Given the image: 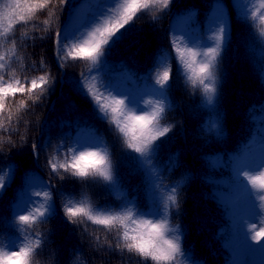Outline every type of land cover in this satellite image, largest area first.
Here are the masks:
<instances>
[{
	"label": "trees",
	"instance_id": "1",
	"mask_svg": "<svg viewBox=\"0 0 264 264\" xmlns=\"http://www.w3.org/2000/svg\"><path fill=\"white\" fill-rule=\"evenodd\" d=\"M80 1L67 0V4H60L52 0L40 9L38 5L43 0H0V13L17 2L20 8L16 11L23 15H28V8L36 6L27 24L12 22L16 55L10 67L15 70V76L26 89L32 79L45 74L52 78L39 100H35L39 90L33 93V99L28 98L27 92L17 93L5 101V110L0 112L6 127H9L8 111L12 113V143L8 142L9 133L0 129V174L9 169L12 174L0 190V244L7 245L21 237L25 226L19 224L15 206L27 195V183L32 175L40 173L49 181L55 208L46 222L38 220L33 225L32 230L43 239L35 264H154L116 249L115 229L105 230L86 217H77L75 222L68 219L65 206L69 202H83L95 210L114 213L125 202L134 201L135 207L144 213L140 218L151 219V214L163 211L167 203L165 188L172 185L178 186L179 207L170 208L167 215L170 225L180 230L187 256L183 264H234L233 253L247 239L241 223L233 219L236 204L232 197L246 198L247 203L251 198L245 196L241 183L232 179L229 160L247 144L251 159L264 150V131H261L264 128V34L261 33L264 24L258 19L259 13L264 12L259 7L262 0H254L250 5L253 11H259H256L257 19L250 18L249 22L243 20L239 5L232 7L235 0H172L162 13L141 14L134 21L133 37L106 54V63L92 65L88 61L68 59L61 66L54 54L52 33L64 26ZM219 4L226 5L231 28L220 58L219 96L213 108L205 104L202 92L186 80L169 37L174 32L176 38L175 21L183 14L201 27V39L209 44L213 35L210 29L216 23L213 12ZM53 11L55 15H51ZM49 18L50 23L44 24ZM7 24L0 16V29ZM10 47L0 38V52H7ZM161 55L169 58L172 69L167 100L159 101L170 105L161 123L172 125V129L160 138L165 142L153 161L152 175L159 177L154 196L149 192L147 170L132 158L139 154L127 149L109 124L96 115L92 102L79 94L78 81L80 73L89 68L95 77L91 83L101 85L116 77L113 71L126 69L132 73L133 86L138 90L154 83L155 59ZM5 78H11V73ZM22 100L26 108L19 107ZM82 125L93 126L105 138L112 173L120 180V191L110 190L100 177L81 181L61 169V178L48 167L47 160L52 156H64L62 146L72 142V136ZM34 142L40 147L38 160L31 153ZM135 227L129 224L130 229ZM7 250L5 247L4 251Z\"/></svg>",
	"mask_w": 264,
	"mask_h": 264
},
{
	"label": "snow or ice",
	"instance_id": "2",
	"mask_svg": "<svg viewBox=\"0 0 264 264\" xmlns=\"http://www.w3.org/2000/svg\"><path fill=\"white\" fill-rule=\"evenodd\" d=\"M58 2L67 4V0H58ZM51 3L52 0H43L38 7L43 9ZM171 3L172 0H105L102 11L99 12H93L96 3L83 5L82 7L87 10L84 11V15L90 17L87 23L82 24L71 33L64 27L57 28L52 33L57 63L63 66L61 62H66L68 59L88 61L92 65L106 63L104 60L106 54H110L122 42L133 37L134 21L141 14L162 13L169 8ZM252 4H254V0H235L232 7L236 8L239 5L243 9V20L249 22L250 18L252 21L257 19L256 11H259V9L253 11L250 7ZM259 7L264 9V0ZM19 8L20 4L17 2L14 5H9L7 11L0 13V16L8 21L7 26L0 29V38L11 44L7 52H0V112L5 110V101L9 97H15L17 93L27 92L28 98L33 99V93L39 90V94L35 96V100H39L48 90L45 85H49L52 81L50 75L45 74L37 79H32L31 86L26 89L20 79L15 76V70L10 67L13 57L16 55V44L12 38V22L18 20L27 24L33 18L36 6L33 5L27 9L28 15L18 13L16 10ZM51 15H55V11ZM152 19L155 20L156 17L152 16ZM258 19L261 24H264V13H261ZM49 23L50 18L44 21L46 25ZM229 27V17L225 15L211 27L213 35L206 49L199 51L193 50L192 47L175 38L174 32L169 37L170 45L178 53V58H174L178 59V67L182 65L186 80L191 83L193 88H198L202 92L205 104L213 108L218 102L219 64L224 46L230 38ZM261 33L264 34V28L261 29ZM182 44H184L183 47ZM168 61L169 58L164 55L155 59L153 71L156 73V78L152 85L164 95L156 96L158 100L154 109L151 100L147 101L148 107L141 106L144 97L138 103H133L129 96L118 94L109 84L91 83L95 79L91 68L86 72H81L78 81L79 94L92 102L96 115L109 124L117 139L126 145L127 149L139 154L132 158L147 170L149 192L154 196L157 192L159 177L152 175L155 167L153 161L165 142L160 138L165 137L172 129V125L161 123L165 119L166 107L170 108V105L159 102L167 100L169 81L172 78V69ZM156 69H163V71H156ZM8 72L11 73V78L6 79L5 76ZM19 107L26 108L27 104L22 100L19 102ZM7 120L9 127H6L3 119L0 118V129L9 133L8 142L12 143L11 110L8 111ZM261 131H264V128ZM157 141L159 142L157 143ZM76 144L79 147L68 146L69 151L63 157L54 155L47 160L51 172L60 175L61 178H63V173H68L71 176L79 177L81 181L100 177L107 182L110 190L114 191L118 188L120 191L119 177L114 176L111 170L106 141L96 136L95 142L76 141ZM248 145L243 146L232 155L229 164L233 169L231 171L232 179L241 183L245 196L251 198L256 209L253 217L243 218V231L249 243L260 247L264 246V226L257 228L255 223L258 217L264 216V213L258 211L261 205L257 204L258 200L264 201V171H262L264 163H252ZM84 148L89 150H83ZM39 151L40 147L34 142L31 145V153L36 160L39 159ZM61 169H63V173L60 172ZM10 172L9 169L0 174V190L5 188L4 177L9 176ZM253 173H259V175ZM27 186L33 187L28 183ZM160 186L164 187L162 181H160ZM177 187V185H172L165 188L167 203L164 204L163 211L157 214L155 219H141L140 217L144 213L135 207L134 201L125 202L120 210L114 213L95 210L83 202L80 204L69 202L65 206V215L73 222L77 217H86L94 225L102 226L105 230L115 229L117 236L115 248L134 253L143 258L145 262L150 260L154 264H183V260L187 256L182 246L180 230L178 227L174 228L170 225L167 215L170 208L179 207ZM27 195L31 196L33 193L28 192ZM34 195L39 197L41 193L35 192ZM43 197L44 201H50V192L44 191ZM44 201H40L41 207H35V200L24 201L23 212L18 215V222L25 228L18 240L7 245L0 244V264H35L34 258L43 239L41 235L32 230L33 225L38 218L46 222L47 217L53 212L52 205L45 204ZM29 205H32L35 210L33 211ZM222 205L227 215L225 205L223 203ZM129 224H135L136 227L130 229ZM95 239L99 240L100 238L96 237ZM5 247H7V251H4ZM109 247H112L111 243H109Z\"/></svg>",
	"mask_w": 264,
	"mask_h": 264
},
{
	"label": "rangeland",
	"instance_id": "3",
	"mask_svg": "<svg viewBox=\"0 0 264 264\" xmlns=\"http://www.w3.org/2000/svg\"><path fill=\"white\" fill-rule=\"evenodd\" d=\"M87 3H96V6L93 9V12H99V11H102V6L105 3V0H84L78 3L76 7L74 8V11L71 14L68 22L64 26V28H66V30L69 33L74 31L76 28H78L82 24L87 23L88 20L90 19V17L84 15V11H87V10L82 7L83 5ZM223 6L224 5L220 4L218 8L214 11V15L216 17L217 22L220 19L224 18L225 15L228 16L226 13V7L225 6L223 7ZM188 22H190V25L186 30H181V28L185 25L186 22L184 21L178 22L177 30L179 34H177V37H179V39L183 41L184 44H187L188 46L192 47L193 50L199 51L202 49H206L208 44L205 42V39H201L202 33L200 31V28L192 25L191 21H188ZM120 77L121 78L115 79L113 83L107 82L105 84H109V86L112 89H114L118 94L129 96L131 102L133 103H138L144 97L143 101L141 102V106L143 107H148L147 101L149 100L153 101L152 108L154 109L156 102L153 100V98L158 95H163V92L157 89L154 85H149V86L143 87L138 93H135L133 91V87L127 81V79L131 77V74L129 73L120 74ZM95 135L101 137V135L97 134L94 131V129L90 127L79 128L76 131L75 136L73 138L74 142L70 144V146L79 147V145L76 144V141L81 142V143L95 142L96 141ZM83 150H89V149L84 148ZM68 151H69V148L68 150L65 149L64 152L67 153ZM251 161L254 164L264 163V151L259 155V157L256 160H251ZM262 171H264V169H262ZM255 175H259V173H255ZM10 177L11 175L7 176L5 178V181L9 180ZM30 185H33V187L30 188L29 192L33 193V195L31 196L27 195L24 198V200H22L19 204H17L16 206L17 215L23 212L24 201L35 200L36 201L35 207H41L40 201H44V197H43L44 191L50 192V196H51L50 201H44V203L45 204L50 203L52 205V208L54 207L52 193L48 189V183L43 176L39 174L33 175L30 180ZM45 185H47V187H45ZM35 192H40L41 195L39 197H36L34 195ZM233 201L239 205L237 212H236V217L239 221L242 222L244 217H249V218L253 217L254 213L256 212L254 203H252L249 206H245L241 202L239 204V202H237V197H233ZM257 204L261 205L258 211L261 213H264V201L258 200ZM29 207L32 208L33 211L35 210V208L32 205H29ZM41 210L43 209L41 208ZM23 214H28V213H23ZM153 218L155 219V215L153 216ZM38 219H41V218H38ZM261 226H264V216L258 217L255 223V227L259 228ZM259 249L260 247L250 244V248L247 252H244L242 250L241 251L243 255L242 259L244 258L246 259L244 264H264V254Z\"/></svg>",
	"mask_w": 264,
	"mask_h": 264
}]
</instances>
